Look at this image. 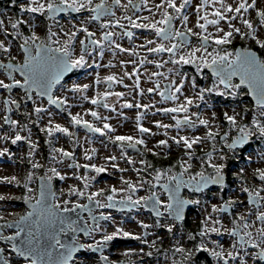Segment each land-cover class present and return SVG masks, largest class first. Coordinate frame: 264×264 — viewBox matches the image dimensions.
I'll list each match as a JSON object with an SVG mask.
<instances>
[{
  "label": "snow or ice",
  "instance_id": "obj_1",
  "mask_svg": "<svg viewBox=\"0 0 264 264\" xmlns=\"http://www.w3.org/2000/svg\"><path fill=\"white\" fill-rule=\"evenodd\" d=\"M15 3V0H12ZM216 2V0H214ZM140 3L146 4L147 0H140ZM220 8L216 9L213 13L214 19L209 20L207 15H200V7L197 6L195 11L198 15L196 22V27L199 28L200 32L193 31L192 28L187 27V22L189 21V15L184 13V9L191 4V0H183L182 3L177 4V0H163V3L157 4L156 8L160 12V19H150V17H142L141 19L145 22L138 23L133 19L132 15H128L129 8L138 10L140 5L135 3L134 0H127V3H122V0H27V3L20 5L21 13L28 14H39L46 15L48 19H54L57 15L65 12L81 13L82 11H87L89 16L87 19L81 21L80 25L77 26L73 24L74 31L71 33L65 32L64 35L68 36L69 39L63 44L60 43L59 39L53 40V37H58V33L52 32L51 28L48 29V34L46 38H41L37 35L34 30V25L31 21L23 18H18L12 20L9 18V24L11 28L15 30V35L17 37H22L23 43L20 44L19 48L23 53V62L18 63L15 56H10L7 63L0 60V69H3L7 72V78L10 82H6L5 79H0V89L8 90L11 92L12 89L21 88L24 90L25 97L27 100L31 101L34 105L33 111L37 116V120L32 121V123L39 124V121L43 119L42 113L49 116L48 124L46 127L41 128L42 132H46L49 137L53 135V132L64 133L69 136L72 135L69 128L62 126L59 123L53 125L51 119L53 113L49 112L47 108L37 105V100L35 97L44 98L47 97V102L50 105H56L58 108L66 105L68 103V98H61L60 96L53 95V89L56 85L60 84L61 79L66 73L71 71L73 68L84 67L87 64L86 55H91L92 53H97L101 58L104 56L105 46L107 45L110 49L119 50V52H131L132 55H136L135 47L129 49L124 48L120 43L115 39L116 37H127L129 40L132 39L134 33L127 30V26L121 23V19L128 21L132 28L135 29H145L150 30L154 33V36L157 39H145V42L139 47L146 49L147 53H170L169 60H149L147 56L139 59L138 61H120L122 65H127L132 63L134 69L132 73L124 72V76L117 78L115 74L108 75L104 79L106 82H109L111 86L112 82L123 84L124 77L129 79L135 75V88L134 90H139L138 94L143 96L145 90L140 88V71L139 68L135 67L138 63L140 67H144L146 64H155L157 69H162L166 64L171 63L173 65L181 64H195L197 72H203V69H210L213 76L216 78V81L212 84L211 87H199L197 86L195 77L191 78V87L198 91L196 95L200 100H204L205 93H217L218 95H231L236 96L239 94V90L242 86H245L250 94L255 98L256 105L261 110L260 115L264 117V58L258 56L257 52L250 50L249 48H237L234 51H229L227 47L224 48H214L213 52H208L209 40L211 38L212 42L217 46L229 45L232 42V39L235 38V35H239L241 39H252L254 40L261 49H264V41H261L257 36L258 28L254 26L250 19H244L239 14L243 12H248L249 9H257V0H236V6L233 7L232 4H228L225 0H219ZM203 4H207V0H203ZM122 8L125 12L123 17H116V8ZM167 9H173L178 16L174 17ZM151 11V10H149ZM225 13H234L235 15L228 16ZM256 14L259 16L260 26H264V8L257 9ZM116 17L115 19H110ZM179 19L181 21V28H177L174 21ZM240 19L241 23L248 29V31H242L241 28L236 27L232 21ZM200 20L205 21L200 23ZM99 22L100 29L102 31V37L100 39H95L96 32H93L89 29L88 25L93 22ZM221 21H226L228 28L230 30L225 31L224 28L219 27ZM21 25H28L29 28L33 29L31 35H24L21 31ZM208 25L217 26L216 32L217 35L213 36L212 33L204 35L207 33ZM119 28L123 31L117 32L112 29ZM0 32H2L6 37L11 35L7 30L5 25V20L0 19ZM83 33L84 38L79 41L81 44V54L78 57L74 56V48L70 47L71 44L75 43V37ZM222 33L223 35H219ZM196 36L201 42V47L194 48L186 54H179L182 47H186L189 43V37ZM167 41L168 43H165ZM177 41V42H172ZM53 45H59L54 47ZM97 49L99 51L97 52ZM0 50L4 53L11 52V45L6 44L4 40H0ZM203 51L206 53V56H197L196 53ZM178 56V58H176ZM95 64V61H93ZM98 66V65H97ZM110 66H115L111 65ZM147 73V69L145 68ZM13 73H19L23 80L17 79ZM173 76H179L180 79H173ZM163 77L168 80V84L164 86L162 91H159L158 94L161 97L162 101H176L179 99L180 95H184L183 89L185 86V81L188 79L185 76H182L178 69L168 68L167 73L161 71H153L147 74V79L154 83V87H149L146 89L147 93L156 92L161 88V83L159 79L153 81V78ZM239 78L238 83H233V78ZM96 83H100L97 79ZM223 86L224 91H219L220 86ZM124 87H129L124 85ZM89 88V85H80L73 84V86L68 89L70 92H83ZM230 90V91H229ZM114 95L116 97H123L125 93L123 92H104L102 94L104 100H107V97ZM101 94L97 93L96 98L90 100L91 104L99 105L101 104L100 99ZM84 99H88L87 96ZM5 105H8V111H12L11 106L15 105L17 108L21 106L22 101L16 99L8 98L3 101ZM194 101L191 97L185 95V102L177 105L176 107H164L157 108V112L164 114L172 113V119L175 121V127L177 129L182 126H188L194 128L196 126V121L192 119V116L197 117L199 124L207 127L209 121L206 119H200L198 113H189V106L193 105ZM104 108H109V104L104 102L102 105ZM125 108H138V109H149L150 107H155L154 104H142V103H131L126 102L122 105ZM199 107V105H197ZM115 111V108L111 109ZM183 112L185 113L183 119L178 118L175 114ZM92 117L97 120L106 121L108 117H102L97 111H90ZM26 116L31 115L30 113H25ZM71 115V114H70ZM145 113H139L137 120L142 121ZM225 119L233 126H236L237 115H228L225 113ZM4 123L11 125L13 127H19V121L11 119L10 116L3 117ZM71 123L74 125H82L84 128L88 129L93 133H100L102 136L107 135L108 133L115 132V128L111 124L104 122L102 127L95 126L93 123H90L88 120H84L79 114L71 115ZM251 124L255 126V131H253L247 124L239 128L240 135L236 137L232 143L227 144L229 149H235L238 146H242L247 143L251 136H254L259 133L261 137H264V121H258L253 119ZM156 126L159 128L168 129L173 127V125L163 124L159 121L156 122ZM139 132L143 135L145 133H151V129L143 126L142 123L137 124ZM23 128L28 131V136H22L17 132L14 137L3 136L0 139L11 140L13 145H16L19 141H27L31 149H36L37 144L31 140V129L28 127V124H24ZM155 135V133H151ZM213 132L209 131L207 133L208 139H215ZM227 133H225V139ZM112 142H120L119 146L123 150L125 145L123 142H128V147L136 149L137 145H146V141L143 138H135L132 136H123L116 135L114 139L108 137ZM171 139L177 144L180 145L181 142L186 147V149H193L194 144L202 142L201 137L189 138L187 136L171 137ZM51 144V140L48 141ZM159 146H168L167 140L159 141L157 147ZM52 153H59L62 158H72L74 153L66 151L63 148H52ZM148 151H152L148 149ZM215 151V149H214ZM9 150L4 148L0 150V157H3ZM126 155V152L123 153ZM29 157L35 155L34 151H29ZM153 155H159V153H153ZM188 161L181 159L178 161L180 166L179 172H172V169L169 168L165 171L157 169L155 171V184H152V187H156L157 184H160V181L163 177H167V183L160 185L168 193V201L165 202L161 199L160 195L156 192L150 191L148 196H141L136 199H133L132 193H135L139 188L144 187L145 183H151L150 181H142L138 185L133 183L131 180H125L121 177V180L126 188L117 189L115 186H112L109 189V193L105 195V190L103 188L95 192L82 191L76 186H72L69 190V196L75 195L77 197H85L89 204H95L97 208H136V207H145L150 208L154 212L157 218L163 217L165 212L168 213L170 217L175 220L182 219V214L185 206L189 204L199 203L198 200H188L180 196L181 188H191L193 192H202L209 185H221L223 186L225 180L224 169L227 167L225 163H213L212 162V153L208 154V164L214 170V174H206L205 171L201 170L196 172L194 175L189 174L187 179H185V173H188L192 168L190 163L193 158L192 152H187ZM85 157L88 160H91L92 157L88 156L85 153ZM53 160H56L55 155L52 156ZM107 160L115 161L116 156L106 157ZM227 157L221 155L220 160H226ZM58 162H63L61 159ZM128 163L132 164L130 158ZM141 163L147 164L146 161H141ZM69 167L75 168H85L94 171L97 175L107 171V168L104 166H98L96 164H76L73 161L72 164L68 165ZM148 167H151L150 164H147ZM41 164L32 162V168H40ZM112 167L117 168L118 165L112 164ZM121 172L126 169H119ZM51 175L41 177L40 193L39 199L31 195H25L23 197L24 201L29 204L31 211H28L25 215H20L18 219L7 222L6 226L8 228H15L16 231L13 235L4 236L0 234V240H7L12 242V250L15 254L26 262V264H73L74 255L80 252L82 249H87L91 252H103V248L110 242L116 240L119 237H131L134 239H142L140 236H135L132 232L126 231L122 226H116L115 230L111 233H107L105 229L101 228L99 223L100 220H112L113 218L110 215H104L101 213L100 217L92 216V209L88 204L81 203H72L71 200H65L63 205L58 202V198L55 192L52 191L51 181L54 177H59L61 180L65 179V175H62L57 168L51 167L48 169ZM139 172V169L136 170ZM259 173V179L264 181V169L257 170ZM75 175V174H74ZM76 179H82L85 181L83 188L87 190L91 186V181L96 180V176L91 178L84 176H76ZM33 179V173L29 172L24 179L21 181L16 176L11 177H2L4 183L14 184L15 186H22L29 193L32 192V189L29 187ZM244 192L248 193L249 203L260 205L261 201H264V196L260 195V192H251L249 189H243ZM264 191V189H261ZM118 192H128L127 196L122 197L117 200ZM103 197V199H100ZM6 199L5 196L0 195V200ZM13 199H15L13 197ZM232 201L226 202L223 207L217 208L213 206V211L228 212L229 209L233 206ZM264 207V206H262ZM76 209H83L89 212V215L92 216V225H88L87 221L84 222L85 226L81 227L78 220H74L71 216L66 215L76 211ZM163 209V210H162ZM251 214V213H250ZM256 219L260 222V227L256 229V234L253 235L251 231H248L250 227L253 226L245 216L241 215L239 221H243V224L237 223V226L229 231V235L239 237L238 244L241 251H228L225 253L222 246H220V251L213 249L211 255L215 258L222 259L223 264H229V258L232 260L239 259V264H249L248 258H251L253 264L255 261H264V210H257L255 213ZM2 219V217H0ZM140 226L147 230L151 225L144 223L143 221L139 222ZM215 223H220V221H215ZM158 226L167 227L169 233L172 232L174 225H160L157 221ZM241 227L244 229L242 232ZM104 231L102 239L96 241L95 244H80L77 240L73 239L71 243H64L61 240V235L71 232L73 234L84 232L85 235L91 236L93 232ZM212 232H219V229L213 227L211 228ZM205 232L202 231L200 235H204ZM148 233L145 232V236ZM193 238L194 237H190ZM158 239H160L158 237ZM143 243H149L147 239L142 240ZM155 243L154 241L152 242ZM249 246L251 249H256L258 251L250 252ZM232 249H237V243L232 244ZM207 250V249H203ZM5 249L0 248V253H4ZM143 252V249L140 250ZM177 252L184 253L186 250L182 247L176 249ZM147 256L151 257L152 252H147ZM192 253L187 252V257L191 258ZM101 259L104 261V264H111L107 256L101 255ZM0 264H13V261L0 256ZM175 264V262H173Z\"/></svg>",
  "mask_w": 264,
  "mask_h": 264
},
{
  "label": "rangeland",
  "instance_id": "obj_2",
  "mask_svg": "<svg viewBox=\"0 0 264 264\" xmlns=\"http://www.w3.org/2000/svg\"><path fill=\"white\" fill-rule=\"evenodd\" d=\"M137 1V0H134ZM183 0H177V4L182 3ZM226 3L228 4H232L233 7L236 6V0H225ZM122 3L126 4L127 0H122ZM163 3V0H147L146 4H142L140 3V7L138 10H133L131 11L129 8L128 11V15H132L133 19L136 20L138 23L141 22H145L143 21L141 18L142 17H150V19H160V12H162L164 9H160L159 11L156 8L157 4H161ZM249 3H251V0H249ZM197 6H201L200 7V15H207L208 19H214L215 17L213 16V13L216 11V9L220 8V3L219 0H216V2H214V0H207V4L204 5L203 4V0H191V4L188 5L185 9H184V13L189 15V21L187 22V27H190L193 29V31L195 32H200L201 30L199 28L196 27V22L198 19V15L195 11ZM260 8H264V0H257V9ZM257 9H249L248 12H241L239 15L241 17H243L244 19H250L253 23L254 26H257L258 31H257V36L259 39H262L264 36V26H260L259 24V16L256 14ZM151 10V11H149ZM169 12L174 14V17L178 16L177 13H175V11L173 9H167ZM228 16L231 15H235L234 13H225ZM125 15V12L122 8L117 7L116 8V17H123ZM89 16V13L87 11H82L81 13H77L75 14H71L69 17H63L61 19H48L47 17L45 18L44 15H39V14H28V13H22L21 17L23 19H27L29 21H31V23L34 25V30L36 31L37 35H39L41 38L47 37L48 34V29L51 28L52 32L58 33V37H53V40L59 39L60 43L63 44L65 41H67L69 39L68 36H65L64 33H71L72 31H74V27L73 24L79 26L81 21L87 19ZM116 17H112L110 19H115ZM10 18L12 20H15L14 14L12 13L10 15ZM9 18L6 20L5 19V25L7 27V30L9 33H13L15 34V30H13L11 28V25L9 24ZM205 21L200 20V23H204ZM121 23L125 24L127 26V30L131 31V30H135L136 32V36L134 37L135 39V43H137L136 45H134V42H130V40L127 37H116L115 39L117 40L118 43H120L124 48H133L135 47L136 49V55H132L131 52H119V50H115V54H113V50L110 49L107 45L105 46V52H104V60L105 59H110V64L111 65H115L110 66V64L108 65V67L106 68V74L104 75H112L115 74L116 76H119V78H121V75H124V72L127 71L128 73H132L133 69H134V65L132 63H128L126 66L122 65L120 63V61H138L139 59L147 56V58L149 60H156V61H161L164 60L162 57H160L157 53H147L146 49L139 47L138 43L143 44L145 42V39H157L154 36V33H152L150 30H145V29H135L132 28L131 25L128 23V21L121 19ZM232 23L236 26L241 28L242 31H248V29L241 23L240 19H236L233 20ZM175 24L177 27H182L181 26V21L179 19L175 20ZM28 26V25H27ZM89 29L93 32H96V37H94L95 39H100L102 37V31L100 29L99 26V22L93 21L88 25ZM219 27L224 28L225 31L230 30L228 28V24L226 21H221ZM216 28L217 26L215 25H208V31L207 33H203L204 35H207L208 33H212L213 36L217 35L216 32ZM116 29V28H115ZM33 29L29 28V34L27 35H31ZM114 30V29H112ZM122 30V29H121ZM21 31V30H20ZM123 31V30H122ZM219 35H223L222 33H220ZM84 38V34L83 33H79L76 37H75V43L71 44L70 47L74 48V56L78 57L81 54V44L79 43V41L81 39ZM0 40H4L6 44H10L11 45V52L10 53H4L2 50H0V56L1 57H8L11 56L13 53L17 54V57L21 56L20 53V44L23 43V39L22 37H17L15 35V37H13V40H10L8 38V36L6 37L2 32H0ZM238 40H242L240 38L239 35H235V38L232 39V42L234 41H238ZM245 42L248 43H253L255 42L254 40L248 38V39H243ZM143 42V43H142ZM231 42V43H232ZM202 42L196 37L194 40H192L190 42V44L187 46V49H182L180 50L179 54H186L187 52L191 51L194 48H198L201 47ZM53 46H59V45H53ZM220 47L221 49L224 47H227L229 51H234V49L229 46V45H224V46H217L215 45L211 38H210V43L208 46V52H213L214 48ZM109 50V51H107ZM99 51V49H97V52ZM197 56H206V53H204L203 51L196 53ZM99 55L97 53H92L91 55H88V58H97ZM178 58V56L176 57ZM95 59H92V61H94ZM102 62V64H105L103 57L100 59ZM92 64V63H91ZM91 64L89 66H91ZM135 67L139 68L140 71V75L142 78V81L147 84L150 85L152 82L149 81L147 79V74L151 73L153 71H161V72H165L167 73V69L168 68H174V69H178L180 74L182 76L187 77L188 79L185 81L188 82L189 84L191 81V72L190 71H186L185 68V64H181V65H173L171 63H168L165 65L164 68L162 69H157L155 67V64H146L144 67H140L139 64L137 63L135 65ZM81 68V67H80ZM80 68H75L74 71L70 74V76H77V74L80 72ZM145 68L147 69V73L145 72ZM194 72V71H193ZM197 72V71H196ZM209 73V72H208ZM208 73L204 74L203 72H200V74H204L205 76V83L202 86L198 87H211L212 84L216 81V79H211L208 75ZM0 74H3L0 72ZM135 75L132 76V78ZM4 79V76H0ZM209 77V78H208ZM118 78V79H119ZM173 79H177V81H179L180 77L179 76H173ZM154 79H159L160 83H162L161 81L164 80L165 78L160 77V78H153ZM167 80V79H165ZM164 80V81H165ZM163 81V83H164ZM162 83V84H163ZM119 84V83H118ZM62 82H60V84H58V86H61ZM195 90L191 87V85H186L184 86L183 92L184 95H180L177 94L179 96V99L176 101H165V102H160V106L164 107H176L177 105L184 103L185 102V95L189 96L193 99L194 103L193 105L189 106V113H187L188 115H191L192 113H202V115H199L200 119H206L209 121V125L207 127H205L204 125H201L198 123L197 121V117L192 116V119L194 121H196V125L194 128L188 127V126H182L181 128L177 129L176 127H172L175 131H182V136H187L190 139L193 137H201L202 138V142L198 143V144H194L193 145V149L189 150L186 149L182 154L177 155V156H172L171 157H180L181 159L188 161V155H186L187 152H192L193 154V158H199L200 163H197V161L195 162V160L191 161L190 163L192 164V168L189 170L188 173H185V175H194L196 172H200L201 170H207L206 167L203 165V163L208 160V154L212 153V162L213 163H226V160H220V156H226L228 155L227 153L229 151H224V145L222 144L221 141H219L218 136L215 135V139H208L207 138V133L209 131L213 132L214 134H217L220 130L222 129H227L226 132L227 133H231V132H235L237 129H239L240 127H242L243 125L246 124L245 118H237V125L233 126L231 125L226 119H225V113H228V115H233L234 114V110L236 109V107H242V114L245 113H251L253 115L254 118L258 119L259 115H260V109H255L251 106V102L248 100V98L245 97L246 94V90H239V94L236 96H231V95H218L217 93H205L204 97H206V103H201L200 104V99L198 98V96L196 94H194ZM219 91H224L223 86L221 85L219 88ZM230 91V90H229ZM112 93L118 92L117 90H111ZM193 94V97H192ZM6 95V90L4 89H0V137L3 136H8V137H14V135L19 132L22 136H28L29 133L27 130H25L23 128L24 124H28V127L31 129V140L37 144V148L36 149H31L30 144L27 141H19L17 142L16 145H13L11 143V140H4V139H0V150H3L4 148H7L9 150L8 153H6L3 157H0V178L2 177H11V176H16L18 177L21 181H24V179L26 178L27 174L29 172L33 173V179L31 181V183L29 184V187L32 189V192L29 193L26 189H24L22 186H15L14 184L12 185H8L5 184L4 182H2L0 180V195H3L6 197V199L4 200H0V217H2V219H0V221H5V220H9V219H14V218H18L22 213H24L25 211L28 210V206L26 204V202L24 201L23 197L25 195H31L33 197H36V194L34 193L36 187L38 186V176L43 172L44 174L51 175V173L48 171L49 168L51 167H55L57 168V170L61 173V171H65V167H69L68 165L72 163L71 158H62L60 157L59 153H52V148H63L66 151L69 152H73L75 154V152H78V156L80 158L81 163L82 164H96L98 166H108L107 165V155H111V156H116L118 157H123V158H130L132 161H134V163L132 164H136V163H140L141 161H143L142 156L139 154H134L131 152L126 151L127 146L124 147V149L122 150L119 146L120 142H112V140H110L108 137L111 136L113 139L116 135H123V136H132L135 138H143L142 136L137 135L136 133V129H132L128 132L125 133L124 127L121 126L119 127L117 121H121L120 119V115L119 113L113 112L111 110V108H117V102L114 101L116 99H118V97L114 96V95H110L108 96V104L109 106H111V108H104L102 107L99 111L101 112V116L102 117H107L105 116V112L110 113L111 115L108 117L109 119H107L106 121H112V122H116L115 124V132L113 133H108L107 135L102 136L100 133H93V132H88L85 128H83L81 125H74L73 123H71L70 119L67 122H61L59 124H61L64 127L69 128L70 132L72 133L71 136L64 134V133H59V132H53V135L51 137H49L47 135L46 132H42L40 129L43 127H45V123H43L42 120H40V125H37L35 123H32V121H35L37 119H31L28 118L27 120L25 119V122L20 123L19 122V127H13L11 125L5 124L3 123V117L6 116V105L3 103L4 101V97ZM154 96H157L156 94H154ZM150 97L152 98V96L150 95ZM219 97V98H218ZM156 98V97H154ZM226 99H229V101H227ZM19 101V100H18ZM199 101V103H198ZM197 105H199V107H197ZM12 108V107H11ZM90 109H92L91 111L96 110L95 107H91ZM208 111L209 114L208 116H205V111ZM64 113H66L65 110H62ZM14 113V109H12L11 111V117ZM170 116L166 117H159L156 115L157 121L163 123V124H172L175 126V121L172 119V113H169ZM88 115H91L90 112H88ZM178 118L183 119L185 113L183 114H175ZM150 116H145L143 120L140 122L143 124L144 127L151 129V133H158L159 136H161L164 128H159L156 126V123H152V121H150ZM154 117V116H153ZM152 117V119H153ZM17 121H19L18 116L16 117ZM93 118V117H92ZM91 118V119H92ZM111 118V119H110ZM96 119V118H95ZM87 120V119H84ZM156 121V122H157ZM166 121V122H164ZM94 122V121H93ZM90 122V123H93ZM135 122V120L133 121ZM102 121L101 120H96L95 121V126H99L102 127L103 124H101ZM248 126L249 127H254L252 124H250L248 122ZM136 128L138 129V127L136 126ZM175 131H173L174 133H176ZM151 133H147L148 135V141L146 142L147 147L143 146L144 149L148 151V149L154 150L155 148L152 147L151 145V141L154 140V137H158V135H153ZM168 136H171L170 134H167ZM257 135V134H256ZM259 135V133H258ZM144 139V138H143ZM51 140V144L49 145L48 141ZM145 140V139H144ZM156 140V139H155ZM146 141V140H145ZM46 142L44 146V143ZM82 143V145H84L86 148L83 151V156L80 152V150L78 149V144ZM124 145L127 143L126 141L123 142ZM223 145V146H222ZM262 147L264 148V138L259 136H254L250 142V144L248 145V147H253V148H257V147ZM96 147H99L96 149ZM205 149L207 150L208 148H211V152L207 153V156L201 155L200 153H198V149ZM83 149V148H82ZM215 149V151H214ZM34 151L35 155L32 157H29L28 153L29 151ZM109 151V153H108ZM126 152V155H124L123 153ZM85 153H87L88 156H91L92 159L88 160L85 157ZM157 153V152H156ZM233 153V152H232ZM55 155L57 157L56 160L52 159V156ZM161 155H166V154H161ZM168 155V154H167ZM173 155H176V153H174ZM74 157V155H73ZM192 158V159H193ZM63 160V162H58L60 160ZM33 160L35 162H38L39 164L42 165V169L41 168H32V162ZM17 161V162H16ZM3 163V164H2ZM193 164L197 165V166H193ZM179 165V164H178ZM176 165V166H178ZM173 166V165H172ZM168 166L167 168L164 166H156V167H151L149 168L147 166V164L144 163H140V168H139V172L135 173V177L133 179H131V181L135 184H139L142 181H150L151 183H145L144 187L139 188L143 189L146 192V195L150 194V191H154L157 192L159 195L163 194V190L156 185V187H152V184H155V171L157 169L161 170V171H165L169 168L172 169V172L175 173L177 172V170L174 168L176 166ZM145 170H148L149 172L144 173L141 177L138 176V173H143V171H141L142 168ZM180 167V166H178ZM196 167V168H195ZM70 168V167H69ZM211 171H214L213 169H210ZM73 172L75 174V176H80V177H84L87 176L89 178H91L92 176H96V180L91 181V186L85 190L83 188V184L82 185H78V183H76L75 185H66V181L63 182V180H61V184L60 187L58 188V190L60 191V196H59V200L61 201H65L68 200L69 197V190L72 186H76L78 188H80L82 191H86L87 192H95L101 188H103L105 191H108V189H110L112 187V185H109L108 183H103L101 182L100 178L101 173L99 175H97L94 171L88 169V170H84L82 168H73ZM9 175V176H8ZM167 177H163L161 180H166ZM53 180V179H52ZM83 181V183H85L84 180H80ZM105 182V181H104ZM114 183L117 189H121V188H126V185L123 184L122 180L119 179H115ZM2 184H4L2 186ZM37 184V185H36ZM138 190V191H139ZM138 191H136L135 193H132V196H134ZM188 194H187V193ZM185 194L192 198L193 200H198L199 203H194V204H200L201 201H203L205 198H210L212 196H217L218 198H222L224 196V191L222 189V187L220 186H214L212 189H207L205 191L202 192H194V193H190L189 191H186ZM129 193L128 192H118L117 197H124L127 196ZM105 195H107L105 193ZM74 196V195H72ZM71 196V197H72ZM13 197L15 199H13ZM100 199H103V197H100ZM100 208H97V210ZM137 213H142L145 214L149 217H153L152 213L145 209L144 207H137L135 209H132L130 211H120V214L126 218L132 219L133 216ZM155 225H154V230L158 231L164 227H160L157 224V220H155ZM171 222H173V220L167 215L165 214L163 217H161L159 219V224L160 225H165L168 226V224H170ZM101 225V228L104 229L105 225H106V220H102L99 222ZM178 225L183 226L184 225V221L183 222H179ZM210 225H212V223H210ZM103 231H97V232H93L91 237H93L94 240L98 239V235L101 234ZM208 233H210L211 236V231L209 230ZM227 236L225 237V233L221 235V238H226V240L232 245L233 243H237L235 237H229L228 234H226ZM208 236V235H207ZM208 236V237H210ZM207 237V238H208ZM92 239V240H93ZM160 246L162 244H159ZM4 246H6L4 244ZM7 249V255L6 257L9 258L10 260L13 261L14 264H21L20 262H22L23 258L17 256L16 254H14L13 250L11 248H9L8 246H6ZM148 249V248H147ZM146 252V251H145ZM148 252H150L148 250ZM89 253L86 254L88 256H91L95 261H97V257L94 255L93 252L89 251L87 252ZM166 256H170V253L166 252L164 253ZM134 255V254H132ZM163 254H160L159 256H162ZM164 255V256H165ZM130 256V255H129ZM83 257V256H82ZM133 257V256H131ZM135 255H134V257ZM100 260V259H98Z\"/></svg>",
  "mask_w": 264,
  "mask_h": 264
},
{
  "label": "built area",
  "instance_id": "obj_3",
  "mask_svg": "<svg viewBox=\"0 0 264 264\" xmlns=\"http://www.w3.org/2000/svg\"><path fill=\"white\" fill-rule=\"evenodd\" d=\"M116 11V10H115ZM63 18V17H62ZM59 19V18H58ZM61 19V18H60ZM132 32L134 33V36L132 37V39L130 40V42H134L133 44L136 45L137 43H135V39L134 37L136 36V32L135 30H132ZM143 43V42H142ZM138 45H141V43H138ZM109 51V50H107ZM105 52V50H104ZM21 56L17 57V54L13 53L11 56H15L16 57V61H18V63H22L23 62V53L20 51ZM9 57H1L2 61H8ZM86 61L87 64L84 67H81L80 69H82L77 76H70L68 75L62 82L61 86L56 85L54 91H53V95L54 96H60L61 98L67 97L68 98V103L66 105H64L61 109L57 108L55 105H50L47 102V98H39V97H35L37 100V105L47 108L49 112L53 113L51 119L53 121V125L55 123H61V122H67L69 119L71 121V115H76L79 114L83 119H87L89 122H93L95 124V121L97 119H95L94 117L92 118L91 115H88V112H90L92 109H90L91 107H95L96 110L99 114H101V112L99 111L103 106L102 105H93L91 104L90 100L92 98H96L97 97V93H100V99L104 102L108 103V97L107 100L105 101L102 94L106 91L111 92V90H117L118 92H123L125 93V95L123 97H118V99L114 100L117 102V108L115 109L116 113H119L120 115V119L121 121H117L119 127L123 126L125 133L132 130V129H136V133L139 136H142L146 142L149 140L148 139V135L147 133L145 134H141L139 132V130L136 128L137 124L140 123L141 121L138 122L137 117L139 115V113L144 112L145 116H150V121H152V123H156L157 118L156 115L159 117H168L170 116V114H164L161 112H157L156 109L157 108H163L162 106H160V102H165L162 101V99L158 98V96H154V94L152 93H147L146 89L150 87V85L145 84L142 81L141 75H140V88L145 90V93L143 96H140L138 94V89L134 90L135 88V80L136 77L134 76L133 78L129 79L127 77H124L123 79V84H118L115 82L111 83V86L109 85V82L105 81V77L107 75L106 74V68L108 67V65L111 63L110 59H105L104 60V56H103V60L105 62V64H102L101 62V57L98 56L96 59L95 58H88V55H86ZM92 59H95V64H93ZM92 63V64H91ZM91 64V66H89ZM98 65V66H97ZM0 72L3 74H0V76H4V79L6 80V82H10V80L7 78V72L3 69H0ZM14 76L17 79H21L23 80V77H21L19 75V73H14ZM124 75H121V77H123ZM117 78H119V76H117ZM0 79H3L2 77H0ZM97 79H99L100 83H96ZM197 86H202L204 85L199 83L198 81H196ZM73 84H80V85H89V88L86 91L83 92H70L68 91V89H70ZM128 85L129 87H124V85ZM186 85H191L188 82L185 83ZM199 88V87H198ZM198 88L193 92L194 94H196V92L198 91ZM24 95V91L21 88H15L13 91L8 92V90H6V95L4 97V100L6 99V97L8 98H12V99H16L19 101H22L21 106L19 108H16L15 105H12V109H14V113L12 115V119L16 120L17 116L19 118V122L22 123H26L25 119L27 120L28 118H33V119H37L36 114L33 111L34 105L32 104L31 101L29 100H22V97ZM150 95L152 96V98L150 97ZM87 96L88 99H84V97ZM156 97V98H154ZM193 97V94H192ZM126 102H131L133 104L139 102L142 104H154L155 107H150L149 109H138V108H125L122 107V105ZM199 103V101H198ZM201 103H206V97H204V100L200 101ZM111 108V106H110ZM112 109V108H111ZM62 110H65L66 113H64ZM25 113H30L31 115L26 116ZM199 115H202V113L196 112ZM235 113H239V115H237V118H245L246 123L248 124V122L251 124V121L254 119L253 115L251 113H245L242 114V107H236V109L234 110V114ZM71 114V115H70ZM105 116L109 117L111 114L108 112L104 113ZM178 114H183V112H180ZM209 112L206 110L205 111V116H208ZM43 116V119H41L43 121V123H45V127L48 124V120H49V116L47 114L42 113L41 114ZM154 116V117H153ZM153 117V119H152ZM196 117V116H195ZM92 118V119H91ZM111 119V118H110ZM256 119V118H255ZM18 120V119H17ZM135 120V122H133ZM258 121H264V117H261V115H259ZM104 122H107L109 124L112 125L113 128H115V124L116 122H112V121H102L101 124H103ZM166 122V121H164ZM4 123V120H3ZM29 124V123H28ZM40 127V121L38 124ZM171 125L172 122H171ZM197 126V125H196ZM254 126V125H253ZM173 127H175L173 125ZM255 127V126H254ZM42 128H44L42 126ZM173 131H175L172 127L168 128V129H164L163 132L161 133L162 135L159 136L158 133H155L156 135H158V137H154V140L151 141V145L152 147L155 148V152L161 154H170L172 156H177L180 155L184 152L185 147L183 145V143L181 142L180 145H177L172 139L171 137H177L179 138L180 136H182V131H175L176 133H174ZM167 134H170L171 136H168ZM140 138V137H139ZM156 139V140H155ZM161 140H167L168 141V146H159L157 147L159 141ZM144 146V145H143ZM83 148V149H82ZM86 147L84 145H82V143L78 144V149L82 152H80L83 156V151ZM99 147H96V149ZM154 151V150H152ZM227 152V151H226ZM109 153V151H108ZM174 153H176V155H173ZM228 155H226L227 157V162L225 163L227 165V168H229V172H230V180L229 182L224 186V196L222 198H218L217 196H212L210 198H205L203 201L200 202V204H197L188 214L186 217V222H189V224L192 227H198L201 232L204 231L205 234L202 235L203 237H205L202 241V245L204 248H206L209 251H212L213 249H215L216 251H220V246L223 247L225 253H227L228 251H241L242 250L239 248V244H238V240L237 237H235L236 241H237V249L233 250L232 249V245L226 240V238H221V235L225 233V237L227 236L226 234L229 233V231L231 229H233L234 227L237 226L236 222H239V224H243V221H239V217L241 215L245 216V218L251 223L253 224L252 227H250L249 229H247L248 231H251L253 233V235L256 234V229L259 228L260 222L256 219V215L255 213L257 212V210H264V201H261L260 205H256V204H251L249 203V196L247 192H244L243 189L247 188L249 189V191L251 192H260L261 196H264V191H261V189H264V181H261L259 179V173L257 170L260 169H264V148H249L244 150L243 152H231L229 151L227 153ZM169 155V156H170ZM111 155H107V157H109ZM117 158V157H116ZM233 159L234 163H229V160ZM74 161H76L77 163H81L82 160H80L79 156H78V152L74 154ZM195 160V162L197 161V163H200L199 158H193L191 159V161ZM190 161V162H191ZM112 164H116L118 165L117 168L112 167ZM107 171L105 172V174L100 178L101 182L103 183H108L109 185H115V179H119L121 180V177H123L125 180H131L135 177V173L137 172L136 170L140 168V163H136V164H130L127 161V158H123V157H118L115 161H110L107 160ZM193 166H197L195 164H193ZM196 168V167H195ZM119 169H126L125 171L121 172ZM224 169V170H225ZM1 170V169H0ZM62 175H65V179H63V182L66 183V185H75L76 183L79 184L80 180L82 179H76L74 172H73V168L72 167H65V171H61ZM9 176V175H8ZM2 181V180H1ZM105 181V182H104ZM3 182V181H2ZM4 184H2L3 186ZM9 184L7 183V186ZM12 185V184H10ZM37 185V184H36ZM34 193L36 194V196H38V186L36 187ZM145 195V191L143 189H140L135 195V198L141 197ZM60 196V195H59ZM70 198H68V200H71L72 203H75L77 201V196H69ZM161 199L164 200L165 202H167V197L165 194H161L160 195ZM36 198V197H35ZM232 201L233 206L231 207V212H220V211H213V206H216L217 208L222 207L223 203ZM102 212H104L106 215H110L113 219L112 220H106V226H105V230L107 233H111L115 230L116 226H122L126 231L132 232L135 236H140L142 239L138 240V239H134L131 238L127 243H123L118 245L115 250L114 253L112 254V258L114 259H119L124 255H130L133 256L135 255L136 258H139L142 261V264H160L161 263V259H159L158 257L155 256V260L154 263L152 262V259L146 255V253L148 252V250H151L153 245L155 244H162V245H168L170 242L172 241H176V242H184L185 241V234L184 231L185 229L181 226H179L177 224V222L173 221L168 225H174L173 230L171 233H169L167 231V227L161 229L160 231H154V228L150 227L149 229L145 230L140 226L141 221H143L144 223H147L149 225L153 224L154 221L151 217L142 214V213H137L133 216L132 219L126 218L124 216H122L118 211L116 210H111L109 208H104L101 210ZM251 213V214H250ZM215 221H220V223H215ZM210 223H212V225H210ZM217 228L219 229V232H212L211 228ZM211 231V236L210 233H208V231ZM242 232L244 231V229L241 227L240 229ZM149 231V235L147 237H145V232ZM105 234V232L103 231L101 233V236L103 237V235ZM210 237H208V236ZM229 235V234H228ZM158 237L160 239H158ZM208 237V238H207ZM229 237H233L231 235H229ZM143 239H147L149 241V243H143L142 240ZM155 242L154 244L152 242ZM148 248V249H147ZM143 249V252H141L140 250ZM146 251V252H145ZM249 251L250 252H255L258 251L256 249H251L249 247ZM134 254V255H132ZM132 257V258H133ZM135 259V258H133ZM249 260V264H253V261L251 258H248ZM89 257L88 256H84L82 257V264H89ZM231 264H239V259L237 260H232L230 259ZM255 264H264V261H255Z\"/></svg>",
  "mask_w": 264,
  "mask_h": 264
},
{
  "label": "flooded vegetation",
  "instance_id": "obj_4",
  "mask_svg": "<svg viewBox=\"0 0 264 264\" xmlns=\"http://www.w3.org/2000/svg\"><path fill=\"white\" fill-rule=\"evenodd\" d=\"M95 2H98V0H95ZM25 3H27V0H15V3H13L12 0H0V8H11V7L20 8V5L25 4ZM70 15H71L70 13L60 14L58 17H56L54 19H58V18L60 19L62 17H69ZM44 17L46 18L47 16L44 15ZM8 18H10L9 14H8L7 17H3L2 19H4V20L6 19L7 20ZM174 23H175V21H174ZM177 28H181V30H183L182 27H177ZM114 31L121 32L122 30L119 29V28H116V29H114ZM9 36L10 35H8V38H9ZM195 38H196V36H191L190 42L192 40H194ZM172 42H177V41H172ZM165 43H168V42L165 41ZM187 46L186 47H182L181 50L182 49H187L188 48ZM158 55L160 57H162L164 60H169V57H170L171 54L170 53H159ZM262 58H264V57H262ZM0 60H1V56H0ZM15 62H18V61H15ZM192 65L194 66L195 71H197L196 65L195 64H192ZM198 73H200V72H198ZM155 80L156 79H154L153 81H155ZM164 80H162L161 82L163 83ZM162 83H161V88L159 90H157L156 92L152 93V94H156L158 96V98H160V99H161V97L159 96L158 92L162 91V89L164 88V83L163 84ZM233 83H238V80L235 79L233 81ZM150 87H154V83L153 82L150 84ZM241 89L242 90H246V92H248L247 88L245 86H242ZM226 130L227 129L225 128V129L220 130L217 133L219 141H221L222 144L224 145V151L228 150L227 144H229L232 141V139L234 138V136L236 135L235 132L227 133ZM236 132H238V131H236ZM222 133H227L228 134V137L226 139H224V140H222L221 136H220ZM140 146L142 148L141 153L142 154L146 153L145 149L143 150V146L142 145H140ZM207 150H208L207 153H209V150H211V148H208ZM76 164L83 165L82 163H76ZM212 174H214V173H212ZM161 181H165V180H161ZM82 184H84L83 181H80L78 185H82ZM55 186H56V184H55ZM186 191H189V190L186 188ZM190 193H194V192H190ZM55 194H56V196L58 198V202L61 205H63L64 201L59 200V190H58L57 186H56V193ZM77 202L81 203V204H86L88 202L87 195H85V197H77V201L75 203H77ZM100 209L97 210V207H96L95 211L98 212ZM86 220L89 223V217H88L87 214H86ZM15 231L16 230L13 229V228H8V227L5 228V233L6 234H11V233H13ZM190 237H194V239L190 238ZM78 239L82 240L85 243V245H88V244H95V242L101 240L102 237L98 236V239L94 240L93 237H91V236H86L85 237L83 235H79ZM202 239H203V237L195 235V233L186 230L185 231V241L184 242L179 243V242H176V241H172L168 245H164V246H162V245L160 246L159 244L153 245V247H152V254L153 255L150 258L152 259V262L154 263L155 256H158V258L161 259V263L160 264H173V262H175V264H223V260L222 259L218 260L217 258L213 257L211 255V251L203 250L205 248L200 244ZM120 240H122L121 237L117 238L116 240L110 242L108 244V246L104 249V253H106L109 256L111 264H142V261L139 258L133 259L129 255H124V256H122L119 259L112 258V254L114 253L115 247L119 243L118 241H120ZM4 244L6 246H8L9 248H11V246L8 243L0 241V245L3 246L4 249H5V256H6L7 255V249H6V246H4ZM180 247L184 248L186 251L184 253L177 252L176 249L180 248ZM165 251L170 253V256H166L164 254ZM87 252H89V250H87V249H84V250L80 251L76 255V257L73 259V264H82L81 263L82 261L80 260V258L82 256L86 255V254L89 255V253H87ZM187 252H191L192 253L191 258L187 257ZM93 253L100 260L97 259V261H95L94 257H93L94 258L93 259L91 256L87 255L89 257V259H90L89 264H103V262L101 261V258H100V254H98L97 252H93ZM160 254H163V255L159 256ZM7 259H9V258H7ZM20 263L21 264H26V262L24 260H22V262H20ZM229 264H231L230 258H229Z\"/></svg>",
  "mask_w": 264,
  "mask_h": 264
},
{
  "label": "water",
  "instance_id": "obj_5",
  "mask_svg": "<svg viewBox=\"0 0 264 264\" xmlns=\"http://www.w3.org/2000/svg\"><path fill=\"white\" fill-rule=\"evenodd\" d=\"M135 3H137V4H139L140 5V0H137V1H134ZM130 10L131 11H133L134 9H131V7H130ZM67 13H73V12H65V13H61V14H67ZM171 13V12H170ZM73 14H77V13H73ZM173 16H174V14L173 13H171ZM60 15V14H59ZM59 15H57V16H59ZM56 16V17H57ZM44 38H46V37H44ZM189 40H191V36L189 37ZM209 43H210V40H209ZM22 44V43H21ZM55 47V46H54ZM237 48H249L250 50H252V51H255V52H257V54H258V56H260L261 57V55H260V53L256 50V49H254V48H251V47H245V46H243L242 44H238L237 46H236V48L235 49H237ZM262 58V57H261ZM5 63H7L8 61H4ZM207 69V68H206ZM73 70H74V68L71 70V71H69L68 73H66L65 75H64V77L61 79V81H63L69 74H71L72 72H73ZM209 72H210V74L211 75H213L212 74V72H211V70L210 69H207ZM13 75H14V73H13ZM235 79H237L238 80V82H239V78L238 77H236V78H233V81L235 80ZM60 81V82H61ZM164 84L165 85H167L168 84V80H166L165 82H164ZM55 89V88H54ZM54 89H53V91H54ZM164 89V88H163ZM162 89V90H163ZM13 90V89H12ZM11 90V91H12ZM23 90V89H22ZM24 91V90H23ZM247 91H248V89H247ZM9 92V91H8ZM248 95H249V97L251 98V100H252V102H253V106H254V108H258V106L256 105V102H255V98L250 94V92L248 91ZM45 98H47V97H45ZM6 99H8V97H6ZM5 99V100H6ZM22 99H23V101H25V99H26V97H25V93H24V95H23V97H22ZM103 101L101 100V105H103ZM56 106V105H55ZM8 105H6V116H10L11 117V111H8ZM16 107V106H15ZM57 107V106H56ZM63 107V106H62ZM62 107H59L60 109L62 108ZM17 108V107H16ZM58 108V107H57ZM82 126V125H81ZM83 127V126H82ZM84 128V127H83ZM86 129V128H85ZM88 132H91V131H89L88 129H86ZM240 135V132L238 131V133H237V135L232 139V141L236 138V137H238ZM222 137H225V133H223V134H221V139H222ZM227 137H228V134H227ZM226 137V138H227ZM225 138V139H226ZM251 139H252V136L249 138V140L247 141V143L246 144H244V145H242V146H238V147H236L235 149H237V148H241V147H243V146H247V145H249V143L251 142ZM222 140H224V139H222ZM232 141L230 142V143H232ZM127 148L128 149H132V150H134L135 152H141L142 151V148H141V146L140 145H137V148L136 149H133V148H130V147H128L127 146ZM209 152H211V150H209ZM72 163H73V161H72ZM71 163V164H72ZM76 163V162H75ZM179 172V171H178ZM225 173V180H224V184H223V186L226 184V181H227V177H228V174H227V172H224ZM206 174H208V173H206ZM45 176H47L46 174H44L43 172L38 176V187H39V193H40V185H41V177H45ZM187 175H185V179H187ZM163 183H167V180H165V181H160V184H157V186H160L161 184H163ZM214 186H221V185H209L206 189H204V191L205 190H207V189H212ZM51 187H52V191L53 192H55L56 193V187H55V183L53 182V180L51 181ZM162 188V187H161ZM190 192H193L192 190H191V188H187ZM162 190L166 193V195H167V198H168V193L162 188ZM185 192H186V188H181V191H180V196L182 197V198H184V199H188V200H193L192 198H190V197H188L186 194H185ZM157 193V192H156ZM199 193V192H198ZM149 195V194H148ZM147 195V196H148ZM36 199H39V194H38V198H36ZM119 199H121V198H119V197H117V200H119ZM26 204H27V206H28V210L27 211H25L24 213H22L21 215H25L28 211H31V209H30V207H29V204L26 202ZM86 204H88L89 205V207L92 209V216H96L97 218H99L100 217V215H101V213H96L95 212V204H94V202L93 203H91V204H89V201L86 203ZM225 205V203H223V206ZM193 206V204H189V205H187V206H185V208H184V211H183V214H182V219H180V220H175L176 222H181V221H183L185 218H186V215H187V212L191 209V207ZM137 208V207H136ZM145 208V207H144ZM112 209H114V210H117V211H130V210H132V209H135V208H127V207H125V208H123V209H121V208H119V207H117V208H112ZM145 209H147V210H149L151 213H152V215L157 219V221L161 218V217H159V218H157L156 216H155V214H154V212H152L151 211V209L150 208H145ZM163 210V209H162ZM228 212H231V208L229 209V211ZM86 214L88 215V217H89V223L87 222V224L88 225H92L93 224V221H92V216H90L89 215V212L88 211H85V210H83V209H76V211H74V212H72V213H68V214H66V215H69V216H71V218L72 219H74V220H78V222L80 223V226L81 227H84L85 226V224H84V222L85 221H87L86 220ZM104 214V213H103ZM165 214H167L168 215V213H166L165 212ZM164 214V215H165ZM105 215V214H104ZM169 216V215H168ZM170 217V216H169ZM19 218V217H18ZM18 218H14V219H9V220H5V221H2V222H0V234H2V235H4V236H9V235H13L15 232H13V233H11V234H6L5 233V228H7V226H6V223L7 222H10V221H13V220H16V219H18ZM171 219H173L172 217H170ZM100 221H102V220H100ZM99 221V222H100ZM152 226V225H151ZM13 229H15V228H13ZM16 230V229H15ZM148 233V232H147ZM79 235H83V236H88V235H85L84 234V232H79V233H76V234H73V233H71V232H68V233H65V234H62L61 235V240H62V242H64V243H71L72 241H73V239H75V240H77L78 241V243H80V244H85L82 240H80V239H78V236ZM129 237H125V239H128ZM238 238V240H239V237H237ZM0 241H3V242H5V243H8L10 246L12 245V242H10V241H7V240H0ZM108 246V244L103 248V252L102 253H100V252H97L98 254H100V258H101V255H103V256H107L108 258H109V256L106 254V253H104V249L106 248ZM0 248H4L3 246H1L0 245ZM11 249H12V246H11ZM82 250H84V249H82ZM81 250V251H82ZM15 253V252H14ZM79 253V252H78ZM78 253H76L75 255H74V258L76 257V255L78 254ZM0 256H4L5 258H6V256H5V251H4V253H0ZM73 258V259H74ZM101 261L103 262V264H104V261L101 259ZM109 261H110V259H109Z\"/></svg>",
  "mask_w": 264,
  "mask_h": 264
},
{
  "label": "trees",
  "instance_id": "obj_6",
  "mask_svg": "<svg viewBox=\"0 0 264 264\" xmlns=\"http://www.w3.org/2000/svg\"><path fill=\"white\" fill-rule=\"evenodd\" d=\"M20 8H18V7H11V8H0V19H2L3 17H7L8 16V14L9 15H11L12 13L14 14V17H15V19H18V18H22L21 17V12H20V10H19ZM70 14H72V13H70ZM20 30H21V32L24 34V35H27V34H29V26H27V25H21V28H20ZM13 37H15V34H11L10 36H9V38H10V40H13ZM261 41H264V36H263V38L262 39H260ZM238 44H242V45H244V46H246V47H251V48H254V49H256L259 53H260V55L262 56V57H264V49H261L260 47H259V45L256 43V42H253V43H248V42H245L243 39L242 40H238V41H234V42H232L231 44H229V46H231L234 50H235V48H236V46L238 45ZM227 46V45H226ZM186 71H190L191 72V75H190V77L191 78H193V77H195V79H196V81H198L199 83H201V84H203L204 82H205V76H204V74H206V73H208L209 71L205 68V69H203V73L204 74H200V73H198V72H196L195 71V68H194V66L192 65V64H187V65H185V68H184ZM82 69H80V71H81ZM194 71V72H193ZM209 75V77L211 78V79H216L213 75H211L210 74V72L208 73ZM208 77V78H209ZM245 97L246 98H248V100L251 102V106L252 107H254L253 106V102H252V100H251V98L249 97V95H248V92H246V94H245ZM219 98V97H218ZM227 101H229V99H226ZM249 128H251V127H249ZM221 136V135H220ZM254 136H259L258 135V132H257V135H254ZM261 137V136H260ZM264 138V137H263ZM127 142V141H126ZM44 143V146H46L45 145V143L46 142H43ZM50 145V144H49ZM128 145V142L125 144V146H127ZM51 146H52V144H51ZM143 146V145H142ZM254 147H257V146H254ZM226 148V147H225ZM243 149H245V147L243 148ZM144 150V149H143ZM126 151H128V152H131V153H134V154H139V155H141L142 156V159H143V161H146L147 162V164H150L151 165V167H156V166H158V165H160V166H164V167H168V166H176V165H178V161H180L181 160V158L180 157H171V156H169V155H153V153L155 152V151H149V152H147L146 150H145V152L146 153H144V154H142L141 152L139 153V152H135L134 150H132V149H128V148H126ZM198 153H200L201 155H204V156H207L206 154H207V152H208V150H205V149H198V151H197ZM156 153V152H155ZM141 163V162H140ZM229 163L231 164V163H234V161H233V159H230L229 160ZM203 165L206 167V169L207 170H204L205 171V173H208V174H212V173H214V171H211L210 169H212L210 166H209V164H208V160H206L204 163H203ZM172 166V167H173ZM179 166V165H178ZM178 166H176V167H174L177 171H179V170H181L180 169V167H178ZM151 167H149V168H151ZM41 169H42V167H40ZM82 169H85V168H83L82 167ZM142 170L141 171H143V173H138V176L139 177H141L144 173H147V172H149L148 170H145V169H143V167L141 168ZM227 174H228V180H230V172H229V168H227ZM105 174V172L104 173H101V176H103ZM53 181L55 182V184H56V186H57V188H59L60 187V184H61V179L59 178V177H54L53 178ZM222 189H223V187H222ZM224 190V189H223ZM105 193L106 194H110L109 193V189H108V191H105ZM184 228H185V230H187V231H191V232H193V233H195V235H198V236H200V234H199V230H198V227H192L190 224H189V222H184V226H183ZM122 240H120V241H118V242H121Z\"/></svg>",
  "mask_w": 264,
  "mask_h": 264
}]
</instances>
